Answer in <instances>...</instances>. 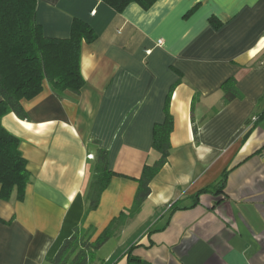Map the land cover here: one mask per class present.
<instances>
[{"label": "crops", "instance_id": "1", "mask_svg": "<svg viewBox=\"0 0 264 264\" xmlns=\"http://www.w3.org/2000/svg\"><path fill=\"white\" fill-rule=\"evenodd\" d=\"M74 18L96 33L81 46L80 93L58 97L44 81L21 100L27 118L0 119L32 175L22 200L0 199V264H50L75 226L95 239L129 208L144 163L157 157L153 127L166 107L168 160L93 264H264V0L132 2L120 13L102 0L36 1L47 37H68ZM230 78L241 96L224 103ZM97 147L113 174L88 209ZM225 169L224 191L189 206ZM174 201L188 207L169 214ZM144 208L145 224L129 232Z\"/></svg>", "mask_w": 264, "mask_h": 264}, {"label": "trees", "instance_id": "2", "mask_svg": "<svg viewBox=\"0 0 264 264\" xmlns=\"http://www.w3.org/2000/svg\"><path fill=\"white\" fill-rule=\"evenodd\" d=\"M36 1L0 0V119L7 112H13L21 119L27 118L21 100L36 96L42 90L44 81L48 82L58 97H62L65 92L78 95L85 83L80 73L81 46L83 42L95 40L96 33L88 23L74 18L68 37L45 36L36 21ZM102 1L120 13L129 3L135 2L148 9L156 0ZM212 22L216 21L212 18ZM221 89L224 103L241 96L234 78L226 80ZM172 128L173 118L166 107L164 120L155 123L153 127L152 149L157 157L152 162L144 163L137 178L138 185L132 205L113 218L95 239H92L91 227L75 226L72 234L63 240L56 254L49 259L50 264L94 263L96 250L116 236L128 220L140 211L147 199L152 178L168 160ZM194 133H197L196 125ZM95 156L94 174L86 193L88 209H94L98 205L100 195L113 174L108 168L107 151L97 147ZM227 173L228 170L225 169L215 182L191 195L192 202L189 206L196 204L199 194L203 192H223ZM31 178L27 161L19 148L18 137L0 123V199L22 200ZM187 207L179 206L178 201H174L170 204L168 213ZM129 260L142 262L130 254Z\"/></svg>", "mask_w": 264, "mask_h": 264}, {"label": "rangeland", "instance_id": "3", "mask_svg": "<svg viewBox=\"0 0 264 264\" xmlns=\"http://www.w3.org/2000/svg\"><path fill=\"white\" fill-rule=\"evenodd\" d=\"M147 218V209L144 208V211L139 214L131 223V226L129 228V232L134 231L140 224L141 222L145 221ZM144 223V222H143ZM142 223V224H143ZM145 224V223H144ZM142 226V225H141ZM144 226V225H143ZM128 232V235H130V233ZM113 240H111L109 243H112ZM106 245V246H105ZM102 248H99L98 250H96L95 252V256L97 255V253H104V251L107 249V244H105ZM100 251V252H99Z\"/></svg>", "mask_w": 264, "mask_h": 264}, {"label": "built area", "instance_id": "4", "mask_svg": "<svg viewBox=\"0 0 264 264\" xmlns=\"http://www.w3.org/2000/svg\"><path fill=\"white\" fill-rule=\"evenodd\" d=\"M158 42H161V40H159ZM256 119H257V116H253V117H251V121H252V122L255 121ZM88 157L91 158L92 155L89 154Z\"/></svg>", "mask_w": 264, "mask_h": 264}]
</instances>
